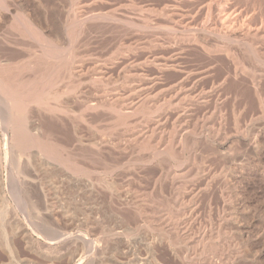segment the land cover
Here are the masks:
<instances>
[{
    "label": "rangeland",
    "instance_id": "374dc122",
    "mask_svg": "<svg viewBox=\"0 0 264 264\" xmlns=\"http://www.w3.org/2000/svg\"><path fill=\"white\" fill-rule=\"evenodd\" d=\"M5 4L0 57L9 61L35 62L42 54L17 30L20 13L59 52L80 30L74 47L89 60L82 79L63 72L55 86L60 94L80 83L77 92L51 101L67 102L73 111L69 119L58 118L57 137L71 145L111 133L118 149L104 157L122 170L112 177L95 166L86 178L36 166L37 184L0 193V264H264V0ZM226 36L234 40L227 42ZM201 37L208 48L230 47L237 55L244 48L258 49L259 58L244 59V70H235L234 58L224 51L207 52L193 42ZM96 64L104 79L89 83ZM252 76L259 79L256 86ZM223 77L221 89L210 92ZM178 92L185 93L176 100ZM94 95L116 108L128 102L140 106L128 118L131 127H112L110 112L99 110L93 117L83 111ZM83 120L92 121V130ZM130 133L152 141L155 150L124 145ZM190 195L195 197L188 213L184 205ZM12 210L19 218L15 223ZM7 240L16 258L2 252Z\"/></svg>",
    "mask_w": 264,
    "mask_h": 264
},
{
    "label": "bare ground",
    "instance_id": "6f19581e",
    "mask_svg": "<svg viewBox=\"0 0 264 264\" xmlns=\"http://www.w3.org/2000/svg\"><path fill=\"white\" fill-rule=\"evenodd\" d=\"M0 6H1L0 8H2V6L6 8L5 0H0ZM18 15H17L18 18L17 17L15 18L18 19L17 20L18 23L16 24V26L20 27V29H17L19 30L20 35L22 36V38H27V39H30L32 42H34V44H36L38 48L42 49V54L40 55L41 56L40 59H36L35 62H22V61L15 62V60L14 62H12L7 59L1 58L2 56L0 57V100L3 103V105L2 104L0 105V193L1 194L5 192L10 193L11 189L12 190L18 189L19 191V187L34 185V183L38 181L36 179V175H37L36 173L38 171L37 169L35 171L36 166H42L44 167V169H51V170L62 169L64 171L69 172L70 175L72 174L76 177L86 176V178L87 177L90 178V175L95 173L92 170L93 167L95 166H99L100 168H102V170H104V173L106 172V174L111 175V176L117 173L118 171L122 170V167L119 166L117 163L115 164L110 163L104 157L105 156L104 154H106V152H108L109 149L110 150L118 149V142H116L113 139V137L108 136L111 133L106 134L108 138L106 135L103 134L99 140H97L96 138H92V139H96L97 141L89 140L87 143L82 142L83 138L82 139L78 138L71 145H69L68 143H63L59 141L57 137V133L59 131L57 132V129H56L57 126L55 124L56 122H59L60 119L58 120V118L66 117L67 119H69L68 117L73 115L72 114L73 111L71 110V107L67 102L66 103L64 102V104L62 103L54 104V103H51V101H56V102L59 101L62 94L64 93L70 94L72 92L73 93L77 92L80 89V86H79L80 83L78 82L79 84L78 83L76 84L75 82V84L74 83L71 84L69 88L67 89L65 88V90H63V93L59 92L60 94H58L57 91L55 90L56 89L55 86L58 82L59 77L61 76V74H63V72H66L70 76L73 73H75L77 77L79 78L81 77L80 79H82V76H85V72L83 71V67H82L83 63H86V61L89 60L86 58L85 55L83 54L81 55L80 53H78L77 50H75L76 45L74 47V44L76 43V41H78L77 37L80 34V30L79 31L77 30L75 33H73L71 37L73 40V43L67 49L65 50L63 49V52H59L53 40L47 37L45 35V32H43V30H41L35 23H33L32 20H29L27 16L25 17V15L21 13ZM231 38L227 37V42L231 43V41L234 40ZM193 42L197 43L198 46L200 45L201 48H205L204 50H206L207 52L218 53L217 51L219 52L224 51L228 55V57L230 56L234 58L232 60H235V64H236L235 70H241V71L244 70V63H243L244 59H247L250 61L252 60L256 62L255 60H258L259 58V51L258 49H255V48L247 47L248 49H245L243 47L244 49H241V50L239 49L240 51L238 50L239 52L237 55L235 54L236 52L235 53L232 51L230 52V49H229L230 47L229 48L220 47L218 49L208 48L205 44V41L202 40V37L200 39L195 38ZM40 65L43 66L42 71L39 70L41 69ZM30 70H35L34 73H32V76L24 77L23 73L25 71L30 72ZM101 72L102 71L99 69V65L96 64L94 68V72L88 75V78H87L88 82L89 81L98 82V81L103 80L104 77H102ZM225 81H226L225 77L221 78L218 82H216V84L211 85V87L209 88V91L212 92L216 89H219V88L221 89ZM250 81H251L252 86H256L259 82V79L257 77L252 76L250 78ZM183 93L185 92H178V94H176L175 96V99L176 100L179 99V97H181ZM199 94L200 95H197V98L200 100L201 98H203V95L202 93H199ZM101 100H103V96L94 95V99L90 100L89 103L85 104V106L83 107V111L91 115L93 113L95 114L99 113L98 112L99 110H101L102 112L107 111V112L112 113L111 115L112 117H114V120H113L114 126L112 127H117V126L119 127V125L121 126L126 125L128 127H131V122L130 123L127 122L128 118L130 120L131 115L136 113V111H138V109L140 110L141 108L140 106H137L130 102L122 105L121 107L118 106L116 108L117 105L114 106L115 104L113 105L111 102L105 101L106 102L105 104L104 102L105 98L103 102H101ZM124 100H127V99H124ZM73 102H75V100ZM121 103H124V101ZM2 111L4 112V114L3 113L1 114ZM81 113H82V109H81ZM92 116L94 117L95 115H92ZM99 116L100 115H98V117ZM96 118L94 121H97ZM90 122L92 121L90 120L89 122H87L86 120H83V123L86 125V128L89 127L92 130L94 126ZM111 122H112V119H111ZM98 123H101V122H98ZM158 126L159 125H157V128ZM96 129H94V133L96 132L95 131ZM111 130L112 132L114 131L113 129H110V132ZM95 136L93 135V137ZM151 142L149 139L145 138L144 136L138 135L137 137L136 135H133V133H130L125 139L124 145L126 144L131 145V144L137 143V145H139V148L141 150H148V149L155 150ZM224 146H225L224 143L220 144V148H224ZM31 149H34L33 152H35V155H32L31 154L32 152L30 153ZM170 153L173 154L171 150H170ZM155 154H157V152ZM150 157L153 159L154 157H157V155L155 156L152 155ZM34 171L36 173H34ZM52 180H53V176H52ZM21 190L23 191V189ZM15 194H18L17 196H19L18 192ZM2 197L4 198L6 196H2ZM194 197L195 195H192V196L190 195V204L192 203V200ZM13 199H15V197H13ZM28 202L33 203V201H28ZM190 204H187V206L184 205L187 208V210H189L188 213H191V211H193V204L191 205ZM6 206H7V203H6ZM10 209H11V206H10ZM12 217H13L12 221L14 220V223L15 221L19 219L17 215L15 214V212H14V216L12 215ZM22 236H24V231H23ZM22 239L23 238H21V240ZM4 242H5L3 246L4 249H2V252L4 254H7V257H10L12 259L16 258L17 253L15 250L16 248L14 244L11 243V240L10 241L7 240Z\"/></svg>",
    "mask_w": 264,
    "mask_h": 264
}]
</instances>
